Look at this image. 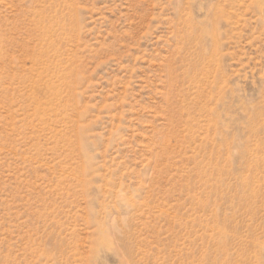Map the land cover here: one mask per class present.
I'll use <instances>...</instances> for the list:
<instances>
[{
  "label": "rangeland",
  "instance_id": "1",
  "mask_svg": "<svg viewBox=\"0 0 264 264\" xmlns=\"http://www.w3.org/2000/svg\"><path fill=\"white\" fill-rule=\"evenodd\" d=\"M0 264H264V0H0Z\"/></svg>",
  "mask_w": 264,
  "mask_h": 264
}]
</instances>
